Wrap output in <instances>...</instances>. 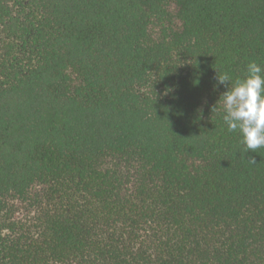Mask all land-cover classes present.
Listing matches in <instances>:
<instances>
[{
    "label": "trees",
    "instance_id": "1",
    "mask_svg": "<svg viewBox=\"0 0 264 264\" xmlns=\"http://www.w3.org/2000/svg\"><path fill=\"white\" fill-rule=\"evenodd\" d=\"M250 61L264 0H0V264H264Z\"/></svg>",
    "mask_w": 264,
    "mask_h": 264
},
{
    "label": "clouds",
    "instance_id": "2",
    "mask_svg": "<svg viewBox=\"0 0 264 264\" xmlns=\"http://www.w3.org/2000/svg\"><path fill=\"white\" fill-rule=\"evenodd\" d=\"M217 81L227 87L218 103L223 106L222 119L228 132L239 133L245 153L264 148V68L250 61L242 78L233 80L225 72L217 74ZM212 111H218L217 106Z\"/></svg>",
    "mask_w": 264,
    "mask_h": 264
}]
</instances>
